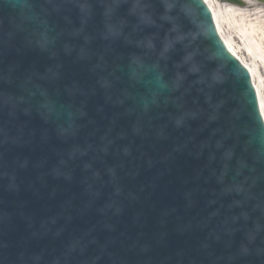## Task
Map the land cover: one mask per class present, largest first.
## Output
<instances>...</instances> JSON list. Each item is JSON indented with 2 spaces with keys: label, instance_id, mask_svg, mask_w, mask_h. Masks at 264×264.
<instances>
[{
  "label": "water",
  "instance_id": "95a60500",
  "mask_svg": "<svg viewBox=\"0 0 264 264\" xmlns=\"http://www.w3.org/2000/svg\"><path fill=\"white\" fill-rule=\"evenodd\" d=\"M15 1L0 0V184H18L0 196L4 261L264 264V127L202 1Z\"/></svg>",
  "mask_w": 264,
  "mask_h": 264
},
{
  "label": "bare ground",
  "instance_id": "6f19581e",
  "mask_svg": "<svg viewBox=\"0 0 264 264\" xmlns=\"http://www.w3.org/2000/svg\"><path fill=\"white\" fill-rule=\"evenodd\" d=\"M215 0H205L206 4L213 12L216 19V27L219 30L220 37L225 43L229 52L235 55L237 58L238 54L236 49L232 45L231 39L226 36L222 31V25L228 23L233 33L243 41V52L251 56L255 61L248 63L243 59L239 60L247 68L250 74L254 78V86L259 95V103L262 107L261 113L264 117V97L262 95V89L264 88V14L263 11L258 8L253 11H246L237 6L224 4V10H221L219 5L214 4ZM246 6L255 4L252 1H246ZM256 5V4H255ZM243 10V12H242Z\"/></svg>",
  "mask_w": 264,
  "mask_h": 264
},
{
  "label": "rangeland",
  "instance_id": "374dc122",
  "mask_svg": "<svg viewBox=\"0 0 264 264\" xmlns=\"http://www.w3.org/2000/svg\"><path fill=\"white\" fill-rule=\"evenodd\" d=\"M216 3L219 5V7L221 8V10H224V4L225 3H222L220 0H215ZM215 1H214V4H215ZM255 3V2H254ZM256 4V5H255ZM254 5L251 4L249 6H246L245 8H241V9H245L246 11H253V9L255 8H258V10H261L263 11V14H264V5H260V4H257L255 3ZM229 5V4H227ZM243 12V10H242ZM222 28V31L226 34V36H228L231 41H232V45L233 47L236 49L237 53H238V56L243 59L244 61H247L248 63H251L252 61H255L251 56H249L247 53H244L243 52V41H241L232 31L230 25L228 23H225L221 26ZM256 62V61H255ZM262 95L264 97V88L262 89Z\"/></svg>",
  "mask_w": 264,
  "mask_h": 264
}]
</instances>
